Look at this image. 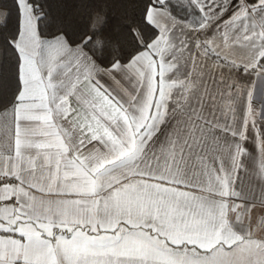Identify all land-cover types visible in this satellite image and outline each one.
Wrapping results in <instances>:
<instances>
[{"label":"snow or ice","instance_id":"obj_1","mask_svg":"<svg viewBox=\"0 0 264 264\" xmlns=\"http://www.w3.org/2000/svg\"><path fill=\"white\" fill-rule=\"evenodd\" d=\"M0 264H264V0H0Z\"/></svg>","mask_w":264,"mask_h":264}]
</instances>
